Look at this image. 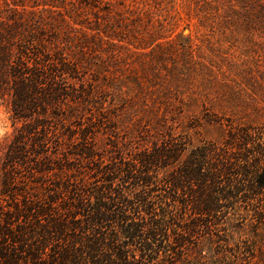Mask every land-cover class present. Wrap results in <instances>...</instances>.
I'll use <instances>...</instances> for the list:
<instances>
[{
    "label": "rangeland",
    "instance_id": "374dc122",
    "mask_svg": "<svg viewBox=\"0 0 264 264\" xmlns=\"http://www.w3.org/2000/svg\"><path fill=\"white\" fill-rule=\"evenodd\" d=\"M6 1L0 0V8L11 7ZM32 2L26 7L33 8ZM40 13L52 24L48 31L56 29L53 47L76 67L75 82L88 96L64 101L58 115L44 118L51 125L45 153L25 158L45 170L19 187L42 205L48 195L56 196L50 209L81 223L85 216L64 214L78 211L63 184L85 190L78 194L93 208L94 194L123 193L127 201H115L117 207L102 201L112 207L104 215L119 209L135 237L120 234L118 222L98 228L117 239L116 255L99 253L107 264H264L259 197L245 192L216 201L219 196L206 192L217 211L200 216L165 186L175 167L144 170L135 159L164 143L173 144L175 163L201 148L232 154L238 149L220 151L232 132L250 133L255 148L264 151V0H61L58 9ZM20 124L0 103L1 145ZM125 170L135 176L144 171V182L121 181ZM71 233L74 240L83 236ZM73 247L81 249L79 243Z\"/></svg>",
    "mask_w": 264,
    "mask_h": 264
},
{
    "label": "trees",
    "instance_id": "16d2710c",
    "mask_svg": "<svg viewBox=\"0 0 264 264\" xmlns=\"http://www.w3.org/2000/svg\"><path fill=\"white\" fill-rule=\"evenodd\" d=\"M28 1L9 0L11 7L0 8V103L5 105L15 121L21 123L15 127L11 140L5 145L0 144V264H107L110 261L107 258L99 260L102 256L99 253L106 249L111 254L114 248L117 249L114 243L117 239L113 241L110 233L100 235L98 228L109 222H118L120 234L135 237L129 232L131 228L125 226L130 220L127 221L119 209L115 210L117 214L104 215V211H110L112 207H107L102 201L107 200L117 207L115 201H127L123 193H117L115 197L107 195V191L99 196L94 194L96 206L93 208L85 205L83 195L78 194L80 191L85 193V190L72 189L70 185L63 184L62 190L70 194L68 198L71 202L75 201L71 207L78 211L69 215L64 210V214L69 217L74 214L85 216V221L81 223L69 222L50 209L56 203V196L48 195L42 205L36 197L30 198L27 189L19 187L23 179L29 181L34 172L44 169L36 160L32 163L29 162L31 159L26 160L27 153L37 158L45 153L44 145L48 143L51 125L44 118L49 114L58 115L57 111L64 101L78 98L77 101H80L88 96V92L82 89V83L75 82L76 67L53 47L55 40L59 39L56 29L48 31L52 24L43 22L40 15V12L58 9L61 0H33L29 5L33 8L26 7ZM5 3L9 6L7 1ZM24 13L28 17H24ZM68 79L73 81L72 86L67 85L65 80ZM227 140L225 148L220 151L225 153L226 149L230 151L234 147L237 152L226 155L201 148L186 161L175 163L178 158L169 154L173 144L164 143L140 151L135 159L144 170L175 167L165 176V186L178 196L182 195L185 200L179 202L184 207L190 205L200 216L217 211L216 202L209 203L207 199L209 194L219 196L216 201H226L247 192L252 197H259L264 209V151L255 148L256 141L250 138L248 132H232ZM165 159L171 162L164 163ZM205 166L207 171L203 170ZM18 169L22 170L18 172ZM130 172L125 170L121 181L133 178L144 182L140 177L144 171L136 176ZM228 188L236 190L225 194ZM108 190L110 193V188ZM41 217L49 218L43 224L39 222ZM72 231L83 234H80L81 240H74L77 235H73ZM59 240H63L64 244H60ZM77 243L81 246L79 250L73 247ZM112 254L116 255L115 252ZM95 258L98 259L93 260ZM121 259L117 258L118 261Z\"/></svg>",
    "mask_w": 264,
    "mask_h": 264
}]
</instances>
